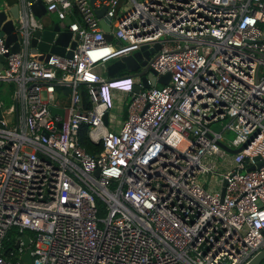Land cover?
<instances>
[{
  "label": "built area",
  "instance_id": "1",
  "mask_svg": "<svg viewBox=\"0 0 264 264\" xmlns=\"http://www.w3.org/2000/svg\"><path fill=\"white\" fill-rule=\"evenodd\" d=\"M41 1L75 46L32 54V32L44 27L33 0L17 1L20 37L0 35V264H28L3 254L13 226L8 253L25 252L27 234L31 264H246L264 247V0H95L110 40L89 0ZM155 43L142 68L169 73L165 84L134 91L136 70H95ZM122 93L130 99L117 120ZM82 123L94 152L80 143ZM246 141L223 194L205 188L198 175L228 152L220 142ZM254 156L262 163L248 170Z\"/></svg>",
  "mask_w": 264,
  "mask_h": 264
},
{
  "label": "water",
  "instance_id": "2",
  "mask_svg": "<svg viewBox=\"0 0 264 264\" xmlns=\"http://www.w3.org/2000/svg\"><path fill=\"white\" fill-rule=\"evenodd\" d=\"M12 1V0H11ZM8 0L9 3H11ZM95 0H89L91 6L94 8L95 14L99 17V23L103 27L104 34L108 40L112 38V33H110V23L109 18L104 16L106 11V5L102 4L100 7L94 6ZM35 15L40 17L41 14L46 13V6L41 0H33L31 5ZM9 11L11 13V17L6 19L7 17L6 10L0 6V35L5 34L6 43L9 44L12 40L19 38V33L15 28V22L17 21L19 15V5L18 2L13 1L9 6ZM72 32L67 29H61L59 24H55L52 27H43L42 29L37 28L32 32L30 37V46L31 52L33 55H37L39 57H43L47 59L51 53L56 54H65L71 55L72 49L75 46V40H70ZM69 45V48L67 46ZM19 48L18 42L15 41L12 45L11 49L17 51ZM159 48V44L155 43L154 46L147 48V45H142L139 50L133 52L132 54L122 55L114 58L106 65V73L109 76H113L117 74L120 70H136V74L141 77V85L135 84L133 89L134 91H138L141 88H147L156 83L165 84L168 82L170 78L169 73L161 74L156 78V72L152 69H149L145 66L142 68V65L146 64L149 59L151 53ZM4 56H0V69L3 66ZM141 68V69H139ZM49 109L51 113H62V108L58 106H54L49 104ZM106 120V115L104 116ZM248 141L242 143L238 147H229L223 142H220V145L225 148L230 153H235L241 150ZM256 160L255 164L250 165L247 169H251L253 167H258L261 165L262 161L258 159V156H254ZM226 184V179H223L221 184V195L224 192V187ZM22 240L24 245L26 246L25 252L20 255H16V257L20 258L23 262L28 264L32 263V255H31V247L29 243V237L27 234L22 236ZM264 260V247L256 252L246 264H260Z\"/></svg>",
  "mask_w": 264,
  "mask_h": 264
},
{
  "label": "rangeland",
  "instance_id": "3",
  "mask_svg": "<svg viewBox=\"0 0 264 264\" xmlns=\"http://www.w3.org/2000/svg\"><path fill=\"white\" fill-rule=\"evenodd\" d=\"M0 6H3L4 9H7L9 6L8 0H0ZM113 59H110V60L106 61L105 63H100V64L96 65L95 70L103 76H108V74L106 73V65L109 62H111V60H113ZM139 69H141V68H139ZM0 88H1V85H0ZM120 96H122L123 98H120ZM120 96L116 97V103H115V107L113 109V115L117 120H122V117L124 114L123 110H124V108H126L127 103L130 99V95L126 94V93H122ZM125 96H126V99L124 100ZM6 98H7V95L4 96V99H6ZM4 102L6 104L9 103L7 100H4ZM227 120H228V118H225L223 120L213 122L211 124V127L213 129H216V130L221 129L222 125ZM115 128H117V127L115 126L114 129ZM226 135L228 137H232L233 132L227 131ZM233 156H234V153L226 152V155L224 157L215 158L214 156H211L209 158V159L213 158L212 160H215L218 167L211 169L209 173L198 175V180L203 184V186L205 188H207L208 190H211V191H220L221 190L222 177H223L222 174L224 171H226V168L232 164Z\"/></svg>",
  "mask_w": 264,
  "mask_h": 264
},
{
  "label": "trees",
  "instance_id": "4",
  "mask_svg": "<svg viewBox=\"0 0 264 264\" xmlns=\"http://www.w3.org/2000/svg\"><path fill=\"white\" fill-rule=\"evenodd\" d=\"M259 25L264 29V21L260 22ZM125 70H120L117 74H123ZM4 85V83H1V86ZM57 89H64L66 90L68 87L65 85H56ZM81 90H82V97H83V102L85 103V106H90V101H89V93L85 87L84 84L81 85ZM4 94L2 93V97L4 98ZM87 123H82L79 129V140L80 143L83 145V147L89 151V152H94L95 150L100 148V144H96L92 141H90V139L88 138L87 135ZM24 232L26 233H31V230H25ZM20 232L18 231L16 226L10 227L6 234L5 237L3 239V247L5 252L3 253L4 256L10 260H12L13 262H16L18 259L16 257V254H10L8 253L9 249L14 247V240L16 239V236L19 235ZM262 263H264V260L262 261Z\"/></svg>",
  "mask_w": 264,
  "mask_h": 264
},
{
  "label": "crops",
  "instance_id": "5",
  "mask_svg": "<svg viewBox=\"0 0 264 264\" xmlns=\"http://www.w3.org/2000/svg\"><path fill=\"white\" fill-rule=\"evenodd\" d=\"M13 1H15V0H12L11 3H9V6L12 4ZM17 1L18 0H16V2ZM8 13L11 15V13L9 11V7H8ZM37 18L43 22L44 27H52L55 24H59V18H58L57 14L55 12L46 11V13L41 14V16L37 17Z\"/></svg>",
  "mask_w": 264,
  "mask_h": 264
}]
</instances>
